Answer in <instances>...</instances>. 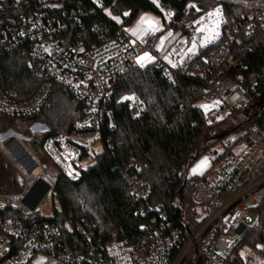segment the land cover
<instances>
[{
	"label": "built area",
	"instance_id": "2783aa9c",
	"mask_svg": "<svg viewBox=\"0 0 264 264\" xmlns=\"http://www.w3.org/2000/svg\"><path fill=\"white\" fill-rule=\"evenodd\" d=\"M4 1L14 8L25 6L16 21L0 27V53L24 45L29 68L42 82L27 99H18L10 89L0 88V112L16 119L33 115L52 84L65 87L85 110L68 132L60 129L54 133L46 124L33 122L27 127L28 136L15 129L0 134V152L23 180L19 192H0V213L10 210L15 214L0 217V264H27L38 253L44 254L42 264H264V229L259 231L264 226V213L259 212L258 220L250 225L243 205L252 202L251 209H258L264 203V122L261 111L249 107L244 77L239 72L243 65L233 56L218 57L216 65L206 68L198 79L206 93L196 104L203 119L218 123L231 119L234 126L207 150L210 167L193 185L190 210L180 205L175 220L161 204L143 205L149 184L138 177V167L131 158L119 173L131 188L130 196L141 204L134 213L143 222L139 236L105 240L93 221L75 219L71 214L61 226L21 220L38 211L53 183L45 173L47 167L28 144L32 139L42 141L56 174L77 181L84 152L100 145L103 125L111 128V87L117 77L132 66L155 69L169 83L174 77L194 73L189 70L192 57L177 62L158 56L160 37L154 31L137 38L120 26L115 36L97 45L76 40L73 35L79 32L74 28L81 27L82 17L96 13L110 16L102 0ZM232 2L242 4L244 11L242 21L231 30L230 41L250 37L257 28L264 30V0ZM160 8L173 14L169 5ZM142 57L147 60L141 61ZM218 64L222 67L216 68ZM224 70L236 73L226 76ZM117 103L127 106L133 120L146 111L145 104L134 95L123 96ZM46 183L48 190L32 208ZM254 232L257 240L252 252H244L242 248L248 246Z\"/></svg>",
	"mask_w": 264,
	"mask_h": 264
},
{
	"label": "trees",
	"instance_id": "16d2710c",
	"mask_svg": "<svg viewBox=\"0 0 264 264\" xmlns=\"http://www.w3.org/2000/svg\"><path fill=\"white\" fill-rule=\"evenodd\" d=\"M110 13L104 17L96 13L92 17H82L80 26L75 25L74 38L87 45L99 44L113 37L120 26L128 27L139 12H150L159 16L164 23L160 6L169 5L174 11L175 21H189L201 15L208 8L220 4L225 22L219 38L201 48L190 59L189 77H174L169 83L159 71L149 67L132 66L117 77L112 84L109 125H103L101 143L96 149L85 151L83 159L90 158L91 164H82L81 177L72 181L63 174H55L49 195L50 216L39 211L20 217L26 224L43 225L62 221L71 214L75 219L85 218L96 224V231L105 240L120 238L133 239L140 234L143 223L134 213L141 204L134 201L131 188L121 176L120 169L132 158L137 165L138 177L149 184V195L143 205H162V210L170 219H177L179 207L191 209L190 196L196 178L182 175V167L192 164L200 155L207 152L216 139L223 136L203 119L196 104L206 93L199 86V77L206 68L216 65L218 57H236L243 65V86L249 98V107L260 108V120L264 122V30L257 28L250 37L238 36L230 41L234 25L242 21V4L220 0H102ZM192 3L189 7L188 4ZM25 6V4H22ZM9 3L0 6V27L16 21L22 12ZM120 17V23L115 18ZM173 22L166 24L172 27ZM96 28L92 31L91 28ZM176 30V28H175ZM208 60H204L206 55ZM24 45L15 46L0 53V88L13 91L18 99L31 97L42 78L29 68ZM222 67L218 64L216 68ZM224 74L236 73L224 70ZM253 85H256L253 88ZM134 95L146 106L141 118L133 120L127 106L117 101L123 96ZM85 105L77 101L63 86L52 84L47 98L39 110L23 119H16L0 112V134L15 129L28 136L27 127L33 122L46 124L51 132L71 130L75 120L84 115ZM17 124V126H15ZM17 127V128H16ZM32 139L31 141H34ZM42 146V141L36 139ZM30 144V143H28ZM17 183L16 193L21 190V179L13 167L4 159ZM10 172V171H9ZM0 192H3L0 190ZM7 193V192H3ZM264 213V203L258 207ZM14 217L13 211L5 210L0 217ZM259 226L260 221H258ZM264 229L260 226L259 231ZM257 232V231H256ZM247 241L253 247L257 238Z\"/></svg>",
	"mask_w": 264,
	"mask_h": 264
},
{
	"label": "rangeland",
	"instance_id": "374dc122",
	"mask_svg": "<svg viewBox=\"0 0 264 264\" xmlns=\"http://www.w3.org/2000/svg\"><path fill=\"white\" fill-rule=\"evenodd\" d=\"M220 1L232 2V0H220ZM191 5H192V3L188 4L189 7ZM164 10H167V9H164ZM164 12H166V11H164ZM207 12H209V13L211 12V13L206 18H203L204 20L205 19L208 20V18L210 17L214 21L219 20L223 25V23L225 22V16H224V12H223V9H222L220 4H217L211 8H208L202 14L207 13ZM201 15L194 17L193 19H191L189 21H184V20L175 21L174 20L175 13L173 11V14H170V20H172V22H173L172 27H170V28H172V29L176 28V30H174V31H176L177 33H175V35L171 39H173V41L176 40L177 37H179L181 35V33H183V32L190 33L191 29L194 26L193 25L194 22ZM163 16H164V14H163ZM150 17H152V19H154L155 21L159 20V18H157V16L154 14L152 15V13H151ZM115 19H116V21H118L120 23V17L115 18ZM218 24H219V22H218ZM177 29H179V31L181 33ZM188 36H190V34H188ZM126 98H124V99H126ZM258 110L260 111L259 107L257 108V111ZM230 120L231 119H228L222 123H218L215 120H209L208 124L210 126H212V128H214L218 134H221L224 131H229L230 129L233 128L234 123L231 122ZM15 126H17V124ZM18 133H20V132L18 131ZM0 143H1V141H0ZM29 145H30L31 149L36 153V155L40 158L42 165L47 167L45 169V173L53 181V179L55 178L56 171L53 169L52 164H51L50 160L48 159V157L45 155L42 147L37 144L36 139L34 141H31ZM96 146H97L96 147V149H97L99 147V145H96ZM2 158H3L2 153L0 152V190L3 192L11 193V192H14L16 190L15 188H17V183H14L15 180L11 176V173H13V172L6 168L5 163H4ZM84 163H85V167H86V165L88 163L89 164L92 163V160L90 158H86L83 160V164ZM210 163H211V161H210L208 154L204 153V154L200 155L192 164H190L186 167H182L181 173H182V175H185L187 178H193L194 177L197 179V177H200L201 175H203L206 172V170L210 167ZM20 181L22 184L23 180H20ZM243 205H244V208L246 209V213H245L246 217L250 219L249 224L253 225L255 223V221L258 220L257 218H259V210L257 208L251 209L252 202H247ZM38 211L41 213V215L50 216L51 209H50V203H49V196L45 200H42V203L39 204ZM250 249H251L250 246H245V248H242V250L244 252L245 251L252 252ZM43 260H44V254L38 253L27 264H42Z\"/></svg>",
	"mask_w": 264,
	"mask_h": 264
},
{
	"label": "crops",
	"instance_id": "0c3cea01",
	"mask_svg": "<svg viewBox=\"0 0 264 264\" xmlns=\"http://www.w3.org/2000/svg\"><path fill=\"white\" fill-rule=\"evenodd\" d=\"M153 1L157 3L156 0ZM161 11L164 14V23L159 16H157V18H159L157 21L152 19V17H150L151 13L147 11L139 12L132 24L127 27L129 32L137 38L148 31L157 32L160 37L158 51V56L160 58L179 62L184 58L193 57L197 51L214 42L220 36L222 23L219 20L214 21L210 17L208 20H204L203 18H206L211 13L207 12L196 19L190 33H181L179 29H177L181 35L173 41L171 38H173L177 32L174 31L175 29L166 25L172 22V20H170V14L172 13L170 10H164L166 11L164 12L161 9ZM188 34H190V36H188ZM140 60H147V57H142Z\"/></svg>",
	"mask_w": 264,
	"mask_h": 264
},
{
	"label": "water",
	"instance_id": "95a60500",
	"mask_svg": "<svg viewBox=\"0 0 264 264\" xmlns=\"http://www.w3.org/2000/svg\"><path fill=\"white\" fill-rule=\"evenodd\" d=\"M2 0H0V4H1ZM49 188V184L46 183L44 189L39 193V195L37 196V198L35 199L33 205H32V208L37 204V202L42 198V196L45 194V192L48 190ZM144 227H140L139 230L140 231H143Z\"/></svg>",
	"mask_w": 264,
	"mask_h": 264
},
{
	"label": "bare ground",
	"instance_id": "6f19581e",
	"mask_svg": "<svg viewBox=\"0 0 264 264\" xmlns=\"http://www.w3.org/2000/svg\"><path fill=\"white\" fill-rule=\"evenodd\" d=\"M9 154H11L10 152H9ZM14 156V155H13Z\"/></svg>",
	"mask_w": 264,
	"mask_h": 264
}]
</instances>
